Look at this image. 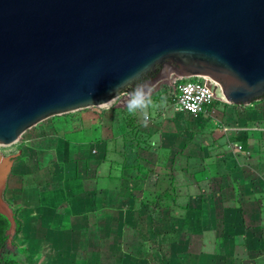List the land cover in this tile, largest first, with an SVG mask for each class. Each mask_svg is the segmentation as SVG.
<instances>
[{"label":"crops","instance_id":"0c3cea01","mask_svg":"<svg viewBox=\"0 0 264 264\" xmlns=\"http://www.w3.org/2000/svg\"><path fill=\"white\" fill-rule=\"evenodd\" d=\"M152 99L135 128L122 95L113 112L80 113L58 132L59 172L6 177L22 264H264V98L206 118ZM123 129L148 175L128 167Z\"/></svg>","mask_w":264,"mask_h":264},{"label":"water","instance_id":"95a60500","mask_svg":"<svg viewBox=\"0 0 264 264\" xmlns=\"http://www.w3.org/2000/svg\"><path fill=\"white\" fill-rule=\"evenodd\" d=\"M137 72L152 87L209 77L230 105L264 98V0H0V146L110 104ZM10 168L0 158V186Z\"/></svg>","mask_w":264,"mask_h":264},{"label":"rangeland","instance_id":"374dc122","mask_svg":"<svg viewBox=\"0 0 264 264\" xmlns=\"http://www.w3.org/2000/svg\"><path fill=\"white\" fill-rule=\"evenodd\" d=\"M156 89H162L161 93H166L168 91L169 86L166 82H159ZM127 93V92H124ZM123 94V93H122ZM117 96L113 99V101L108 104L98 108H104V112L110 113L115 111L116 106L121 103L120 97ZM159 100H162L166 106H171L169 101L165 98H159L158 95H155ZM124 104V103H123ZM248 107V106H246ZM88 112L91 113V108L78 110L75 112H70L64 115H59L55 117L48 118L36 126L28 129L18 141L11 145L0 146V158H10L11 168L7 177L15 170L17 172H29V171H48V172H59V169L56 167V163L54 160L52 161L50 158L54 156V158L63 159V149L59 148L60 144H62V140L64 139L58 132L64 131L66 134H74V127L71 125L72 122L80 121V113ZM130 114L128 112H122V120L125 123L123 128L126 129V126H132V119H130ZM52 124L51 128H43L46 125ZM58 125V127H57ZM40 128H43L41 131ZM135 128V127H134ZM124 136V149L126 152V158L128 160V167H133L135 169L134 172H141V169L146 171L143 174L146 176L152 171L146 165H141L138 163L139 159L137 158L136 151V137L135 131H126L122 130ZM51 137H54L55 143L51 140ZM56 137V138H55ZM48 156V157H47ZM29 161V162H28ZM15 164V166H14ZM14 166V167H12ZM130 173V172H129ZM23 182V181H22ZM20 180L17 181V185H19ZM8 179L6 178L3 185L0 186V209L6 216L9 226L5 230L6 240L4 246L0 249V264H22L19 257V248L17 243H15V231H14V217L16 214V208L10 209V204L7 202L6 198V190H7ZM2 206V207H1Z\"/></svg>","mask_w":264,"mask_h":264},{"label":"built area","instance_id":"2783aa9c","mask_svg":"<svg viewBox=\"0 0 264 264\" xmlns=\"http://www.w3.org/2000/svg\"><path fill=\"white\" fill-rule=\"evenodd\" d=\"M163 82L168 83V91L161 93L162 89H156L153 95H158L159 98H165L178 112L189 116L206 118L214 114L216 102L228 104L221 94L219 85L209 77L196 76L183 78L172 75L169 80ZM126 95L127 93L122 94L123 100ZM223 130L226 129L223 128Z\"/></svg>","mask_w":264,"mask_h":264},{"label":"clouds","instance_id":"9594fccd","mask_svg":"<svg viewBox=\"0 0 264 264\" xmlns=\"http://www.w3.org/2000/svg\"><path fill=\"white\" fill-rule=\"evenodd\" d=\"M142 77V72L132 74L123 80L114 92L116 94L121 89L130 88L124 99V107L130 115L143 114L147 121L149 108L155 106L152 99L154 89L151 82L143 80Z\"/></svg>","mask_w":264,"mask_h":264},{"label":"trees","instance_id":"16d2710c","mask_svg":"<svg viewBox=\"0 0 264 264\" xmlns=\"http://www.w3.org/2000/svg\"><path fill=\"white\" fill-rule=\"evenodd\" d=\"M128 91H130V89H128ZM14 222L16 225V232H17L20 226V222L18 218L16 217V215L14 217ZM8 226H9V222L7 218L3 214L0 213V249L4 246V243L6 240L5 230Z\"/></svg>","mask_w":264,"mask_h":264},{"label":"flooded vegetation","instance_id":"af4514ba","mask_svg":"<svg viewBox=\"0 0 264 264\" xmlns=\"http://www.w3.org/2000/svg\"><path fill=\"white\" fill-rule=\"evenodd\" d=\"M159 69H160V68L158 67V68H157V71H159ZM155 75H156V73L148 74V75L144 76L143 80L148 81V80H150L151 78H153Z\"/></svg>","mask_w":264,"mask_h":264}]
</instances>
